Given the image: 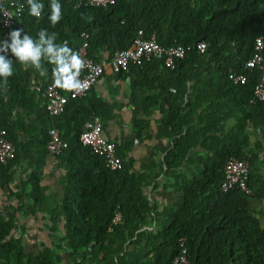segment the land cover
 <instances>
[{
	"label": "trees",
	"instance_id": "16d2710c",
	"mask_svg": "<svg viewBox=\"0 0 264 264\" xmlns=\"http://www.w3.org/2000/svg\"><path fill=\"white\" fill-rule=\"evenodd\" d=\"M9 1L23 7L10 26L0 28V40L16 28L34 39L46 29L56 33L57 44L67 41L74 51L85 34L86 55L98 60L127 48L139 30L144 37L153 33L161 46H182L183 55L172 67L151 58L112 74L129 79L132 138L110 140L122 161L120 169L110 170L77 138L91 118L103 128L114 115L110 107L90 87L83 96L67 97L58 115L32 117L43 103L41 89L53 81V65L42 60L46 75L41 76L8 52L13 75L6 86L0 78V129L14 155L0 163V187L10 183L9 169L19 153L28 151L30 170L11 195L19 200L28 187L31 201L25 208L4 206L0 213V264H61L63 252L68 256L65 264H170L179 237L184 238L186 264H264V213L249 210L251 200L264 198V178L258 170L264 167V100L252 96L260 71L244 68L254 38L261 36L264 42V0H113L105 7L59 0L61 19L54 26L49 20L51 0H37L44 5L39 18L29 14L27 0L3 2ZM198 41L205 43L201 52L193 46ZM228 70L242 73L244 82L230 81ZM162 97L165 107L155 105ZM156 107L162 112L158 135L167 140L159 170L134 173L128 151ZM52 126L65 142L54 155L65 162V177L61 201L48 203L37 170L47 154L46 131ZM247 127L258 134L252 145ZM19 134L25 136L23 141ZM192 148L198 150L190 152ZM230 157L247 160V193L236 186L220 188L222 165ZM159 171L170 177L178 199L163 209L156 229L148 231L144 227L155 219L156 210L143 188ZM35 209L44 211L50 223L61 216L64 224L51 247L25 255L11 230L19 227L16 212ZM115 211L120 221L111 223Z\"/></svg>",
	"mask_w": 264,
	"mask_h": 264
},
{
	"label": "crops",
	"instance_id": "0c3cea01",
	"mask_svg": "<svg viewBox=\"0 0 264 264\" xmlns=\"http://www.w3.org/2000/svg\"><path fill=\"white\" fill-rule=\"evenodd\" d=\"M105 58L104 56L101 57ZM129 79L127 76L119 78L106 71H104L91 86V92L110 108V113L114 114L102 128V134L116 143L121 142L124 139L132 138L131 122H130V106L128 104ZM155 105L165 107L166 98L162 97L158 101H154ZM45 112L43 103H40L35 109V114H43ZM46 113V112H45ZM162 112H159L158 107L153 108L151 114L147 118L148 127L144 129L141 138L134 139L132 145L128 151V156L132 158L131 169L134 173H155L159 169L157 163L161 160L164 153L163 146L166 143V139L158 135L157 126ZM140 117V116H139ZM48 118V123L52 121ZM94 119H90L87 125H89ZM231 120L227 121L229 125ZM249 131L248 141L252 145L257 140L258 134L255 130ZM20 140H24L25 136L19 134ZM197 148H192L190 152L197 151ZM261 155L258 152V156ZM31 159V153L22 150L19 153L17 162L12 164L9 169L10 183L5 187H0V213L4 214L3 207L12 205L17 207L22 205L25 208L30 204V198H28V187H24L22 195L19 200H16L11 193L20 189V182L25 180L26 174L29 172L28 166ZM64 161L61 156H54L47 153L44 156L43 163L37 170L39 176V185L42 188V198L46 202L56 201L60 202L63 196V182L65 177ZM162 171L164 170L161 166ZM162 171L158 172V175L148 182L143 188V194L153 204L156 210V217L150 220L146 225L148 231L155 230L157 225L160 224L161 212L163 209L174 204L178 197L169 186L170 177L164 176ZM185 173L187 174L186 170ZM19 187H18V186ZM38 207H41L39 205ZM250 212H254L255 215L264 213V198L251 200L249 202ZM17 223L14 230V237L18 238L19 244L22 248L23 254H33L44 247H51L52 241L55 235L62 231L64 224L63 218L59 216L55 223H50L48 215L41 210H33L31 213H15ZM5 218V216H4ZM17 225V224H16ZM142 229V228H141ZM140 229V230H141ZM61 264L68 262V256L66 252L60 253Z\"/></svg>",
	"mask_w": 264,
	"mask_h": 264
},
{
	"label": "built area",
	"instance_id": "2783aa9c",
	"mask_svg": "<svg viewBox=\"0 0 264 264\" xmlns=\"http://www.w3.org/2000/svg\"><path fill=\"white\" fill-rule=\"evenodd\" d=\"M4 0H0V28H5L13 23L14 17L20 12L21 7L14 5L12 1L4 4ZM113 0H75V5L88 4L99 5L102 7L111 4ZM84 39L76 47L74 52H77L84 62L79 80L82 88L72 91H67L55 87L53 81L48 82L41 89L43 97V107L46 114L50 117L58 115L64 106L67 97L75 98L85 94V92L93 85L95 80L107 70L113 74L119 70H126L129 64H137L141 61H147L151 58H160L162 63L167 67H172L174 61L181 58L183 55V47L180 45L161 46L155 41L154 34H149L144 37L141 31H137L136 36L127 48L116 49L112 52L109 58L93 59L86 55V35ZM198 51L204 49L205 43L198 41L193 44ZM252 53L244 63V68H256L260 71V76L252 88V96L257 100H264V42L261 36H256L253 40ZM227 78L233 83H242L245 76L240 72L228 70ZM47 138L45 141V149L47 153L56 155L64 147L65 142L60 138L59 129L57 127H49L46 131ZM78 140L81 144L89 147L94 154L100 155L103 158L105 167L110 170L120 169L122 166L121 159L116 155L113 142L108 140L102 134V127L98 120L94 119L87 127L83 128L78 134ZM14 155V147L6 138L3 129H0V163L6 164ZM248 169L246 159H238L230 157L222 165V179L220 182L221 190H227L234 186L240 188L244 192H248L245 185V177ZM120 221V213L115 211L111 218V223ZM186 249L184 238H177V252L172 257L170 264H186Z\"/></svg>",
	"mask_w": 264,
	"mask_h": 264
},
{
	"label": "clouds",
	"instance_id": "9594fccd",
	"mask_svg": "<svg viewBox=\"0 0 264 264\" xmlns=\"http://www.w3.org/2000/svg\"><path fill=\"white\" fill-rule=\"evenodd\" d=\"M29 14L39 18L44 5L37 0H27ZM23 6H21L22 8ZM51 14L49 20L56 25L61 19V4L59 0H51ZM23 29H12L8 39L0 40V78L6 86L8 77L13 75V60L8 58V52L25 68H34L41 76L46 75L42 67V60H47L53 65L52 79L55 87L72 91L82 88L79 75L84 67V62L77 52L68 47L67 41L57 44L56 33L49 34L46 29H41L34 39L27 33L22 35ZM10 41V42H9Z\"/></svg>",
	"mask_w": 264,
	"mask_h": 264
},
{
	"label": "rangeland",
	"instance_id": "374dc122",
	"mask_svg": "<svg viewBox=\"0 0 264 264\" xmlns=\"http://www.w3.org/2000/svg\"><path fill=\"white\" fill-rule=\"evenodd\" d=\"M259 172L261 173V176L264 178V167H259Z\"/></svg>",
	"mask_w": 264,
	"mask_h": 264
}]
</instances>
